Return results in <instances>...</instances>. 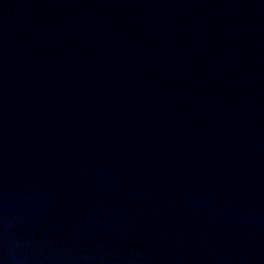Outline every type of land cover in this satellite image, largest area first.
<instances>
[{"label": "water", "instance_id": "water-1", "mask_svg": "<svg viewBox=\"0 0 264 264\" xmlns=\"http://www.w3.org/2000/svg\"><path fill=\"white\" fill-rule=\"evenodd\" d=\"M0 264H264V0H0Z\"/></svg>", "mask_w": 264, "mask_h": 264}]
</instances>
